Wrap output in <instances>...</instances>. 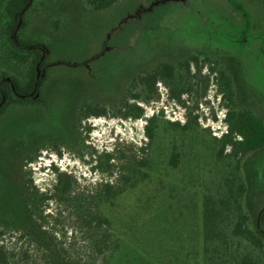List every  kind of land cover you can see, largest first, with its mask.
I'll return each instance as SVG.
<instances>
[{"label": "rangeland", "instance_id": "rangeland-1", "mask_svg": "<svg viewBox=\"0 0 264 264\" xmlns=\"http://www.w3.org/2000/svg\"><path fill=\"white\" fill-rule=\"evenodd\" d=\"M6 1L0 70L26 78V66L7 57L17 33L51 54L45 102L13 104L0 116L1 240L17 264H227L204 254L203 195L219 192L236 165L214 140L227 123L219 72L207 66L226 70L237 104L264 118V0H122L103 11L86 0H28L18 18L25 29L9 28ZM194 54L199 68L188 70ZM162 62L174 64L178 89H188L181 100L164 82L151 90L135 79ZM134 94L145 114L123 118L118 114ZM85 104L107 115L80 114ZM156 112V137L147 147L146 120ZM103 150L115 153L112 177L91 167L93 153ZM51 164L75 175L72 196L49 205L54 217L34 197L36 188L56 183ZM135 168L142 177L131 175L120 195L99 196V182L117 185ZM242 172L250 224L264 239V147L242 158ZM109 230L110 251L103 247Z\"/></svg>", "mask_w": 264, "mask_h": 264}, {"label": "trees", "instance_id": "trees-1", "mask_svg": "<svg viewBox=\"0 0 264 264\" xmlns=\"http://www.w3.org/2000/svg\"><path fill=\"white\" fill-rule=\"evenodd\" d=\"M27 1H6L5 10L11 18L9 28L17 26L20 29H25L27 22L22 20L18 25V18L21 17ZM120 1L122 0H86L88 6L94 11L109 9ZM46 48L47 46L43 42L23 38L18 33L15 39L12 38L11 46L7 50V57L26 66V78L22 80L7 71L0 70V116L13 104L39 105L45 102L43 87L49 78L47 65L51 57L50 53H46ZM191 66L199 68V57L196 54L191 55L186 61L188 70L191 69ZM207 67H209L210 73H215L216 76L219 72V78L217 79L218 89L223 98L225 107L224 119L227 123L226 131H223L220 136H214V140L220 145V156L227 160L235 158L236 165L230 174L221 180L219 192L210 191L203 195L204 254L206 260L211 263L219 260L221 263L225 261L227 264H264V239L250 224V215L244 205L247 183L242 172V158L248 153L264 147V118L253 109L240 107L237 104L233 79L226 70L222 69L219 71L217 66L212 63ZM41 70H45L43 75L40 74ZM175 71L174 64L162 62L147 74H141L135 79H138L151 90L158 82H164L170 88L172 95L176 99L181 100L183 92L188 91V89H178L180 82L176 78ZM139 98L140 95L138 94L127 98L128 102L124 106L125 110H121L118 115L123 118H142L145 111L138 103ZM129 100H133V102H129ZM79 113L86 116L107 115L105 108H96L86 104L81 107ZM159 114L160 112L153 113L146 120L144 133L148 140L146 142L147 147L152 146L156 137ZM169 123L179 128H185V125L178 120H169ZM178 156L177 152H172L171 161L173 164L176 163ZM90 163L93 170L102 174L111 177L115 174L114 167L116 163L113 150L96 151L93 153ZM51 166H53L57 174L56 183L45 190L36 188L34 197L41 204V211L44 213L49 208L46 214L54 217L55 212L49 205L53 201L62 202L72 196V179L75 178V175L71 171L59 170L58 167L52 164ZM140 173L143 174L139 169L135 168L131 171V174H122L117 181L119 182L117 185L110 179L106 182H99L101 186L98 193L99 196L110 201L113 197H117L123 192L125 188L123 185H126V182L131 179V175L139 178ZM31 184L33 185L32 181ZM83 221L90 226L93 220L84 219ZM99 221L106 223L107 219L99 217ZM38 230L42 232L41 228ZM3 234L4 232L0 229V264H17L15 251L4 240H1ZM103 240L105 241L104 250L109 249L110 251L113 233L109 230L104 235ZM100 244L101 239L96 245L99 246ZM100 250L102 251L103 249L100 248Z\"/></svg>", "mask_w": 264, "mask_h": 264}]
</instances>
